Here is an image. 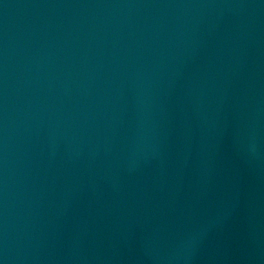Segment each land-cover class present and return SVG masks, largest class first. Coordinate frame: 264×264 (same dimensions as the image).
I'll list each match as a JSON object with an SVG mask.
<instances>
[{
	"label": "water",
	"instance_id": "obj_1",
	"mask_svg": "<svg viewBox=\"0 0 264 264\" xmlns=\"http://www.w3.org/2000/svg\"><path fill=\"white\" fill-rule=\"evenodd\" d=\"M0 264H264V0H0Z\"/></svg>",
	"mask_w": 264,
	"mask_h": 264
}]
</instances>
